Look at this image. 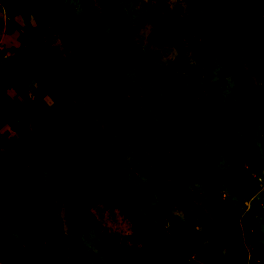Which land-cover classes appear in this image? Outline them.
I'll return each mask as SVG.
<instances>
[{
  "label": "rangeland",
  "instance_id": "obj_1",
  "mask_svg": "<svg viewBox=\"0 0 264 264\" xmlns=\"http://www.w3.org/2000/svg\"><path fill=\"white\" fill-rule=\"evenodd\" d=\"M260 5L227 0L216 23L212 0H0V150L12 137L34 147L69 116L95 146L84 166L109 200L81 195L96 219L74 236L67 190L39 157L13 167L0 154L14 200L0 215V264H169L165 256L175 257L170 264H264L255 257L264 246ZM63 10L72 35L91 30L103 45L115 18L141 47L124 66L102 47L89 59L119 97L144 98L138 108L128 104L119 117L95 97L46 92L29 100L45 81L62 80L57 55L72 57L57 28ZM172 10L186 22L178 41L148 44ZM174 229L198 251L167 248Z\"/></svg>",
  "mask_w": 264,
  "mask_h": 264
},
{
  "label": "trees",
  "instance_id": "obj_2",
  "mask_svg": "<svg viewBox=\"0 0 264 264\" xmlns=\"http://www.w3.org/2000/svg\"><path fill=\"white\" fill-rule=\"evenodd\" d=\"M226 1L212 0L209 14L216 23L220 22L221 9ZM260 6L264 12V6ZM64 12L65 10L57 13V28L62 42L72 52V57L69 60H63L57 55L62 80L45 81L42 86L43 93L66 94L75 100L88 97L100 98L107 105L109 114L119 117H123V109L128 104L138 108L145 101L144 98L138 97L136 93L128 97H119L89 66V59L97 49L102 47L117 64L124 66L141 51V47L115 18L110 22L108 39L103 45L91 30L72 35L62 26ZM185 28L186 22L183 17L176 11H169L148 32L147 43L155 47L172 46L178 41ZM28 55L33 61L41 59ZM168 96L170 92L165 94V97ZM227 137L230 140H236L230 131L227 132ZM94 148L93 142L83 129L72 118L65 116L49 130L47 138L34 147L20 137H12L0 150V154L13 167L18 166L31 154L39 157L40 161L53 173L55 180L67 190L68 219L74 236H79L84 234L96 219L81 195L86 193V197L91 200L101 201L104 205L109 203L105 190L84 166V161ZM109 151L110 148L105 151V155ZM8 189L7 179L0 175V215L14 205L13 198L7 193ZM172 200L176 204L180 201L178 198ZM130 217L137 224L133 215ZM137 228L139 230V226ZM140 234L144 238V234ZM164 242L167 248L177 254L185 250L196 252L199 249L192 239L175 229L167 235ZM255 257L264 258V246L259 249ZM174 261V256H165L166 263L170 264Z\"/></svg>",
  "mask_w": 264,
  "mask_h": 264
},
{
  "label": "built area",
  "instance_id": "obj_3",
  "mask_svg": "<svg viewBox=\"0 0 264 264\" xmlns=\"http://www.w3.org/2000/svg\"><path fill=\"white\" fill-rule=\"evenodd\" d=\"M43 90L40 88H36L35 90L31 91L28 93V98L29 100H31L32 102L35 101L36 97L42 95Z\"/></svg>",
  "mask_w": 264,
  "mask_h": 264
}]
</instances>
